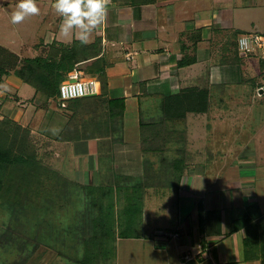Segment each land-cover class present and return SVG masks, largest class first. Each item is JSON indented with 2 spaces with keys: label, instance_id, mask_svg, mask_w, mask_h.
<instances>
[{
  "label": "crops",
  "instance_id": "crops-1",
  "mask_svg": "<svg viewBox=\"0 0 264 264\" xmlns=\"http://www.w3.org/2000/svg\"><path fill=\"white\" fill-rule=\"evenodd\" d=\"M17 2L0 0L2 33L8 27H20V23H11V13L16 10L11 5L16 6ZM52 2L37 0V5H46L45 16H29L25 21L32 24L31 27L36 24L43 26L31 40H21L17 51L8 48L14 44L7 40L2 39L0 45L22 56L30 50L47 49L55 40L64 43L74 41V34L65 36L60 31L61 17L52 9ZM106 2L104 21L92 32L89 43L98 38L102 41L108 76L106 98L122 100L125 105L122 132H108L90 139H63L74 144V148L83 145L85 154L82 156L91 157L93 161L103 153L101 145L106 142L114 147L109 149L114 160L119 156L118 147L125 146L127 154H132V157L139 154L136 158L143 159L148 156L140 148L142 142L151 140L144 133L154 120L151 112L155 97L162 101L165 96L178 94L184 89L207 90L212 114L216 110L212 99L227 94L230 79L237 77V81H241L242 70L251 67L253 58L245 60L247 54L239 50L238 38L251 33L264 37V0H150L139 5ZM262 54L264 47L248 54L257 57L256 63L261 70L264 69ZM24 84L27 83L14 74L5 76L0 84V88L4 87L0 89V119L9 116L33 127L32 132L36 133L42 123L48 122L46 116H50L62 122L65 128L73 113L65 108L67 102H64V108H56L51 105L56 100L47 99L34 87L35 93L31 94L27 86H32ZM23 87L28 94H23ZM26 100L28 109L24 110L19 105ZM205 114L195 113L202 117ZM86 118L90 119V116ZM83 120L85 118H79L77 122L82 124ZM107 120L115 125L112 119ZM191 140L194 142L196 138ZM137 147L140 148L135 154ZM188 155L191 156L190 148ZM196 157L199 161L203 158L197 154ZM189 161L177 187L169 185L176 187L175 194L172 193L175 227H169L167 231L158 229L154 234L147 227L141 233L124 236L128 239V264H262L260 245H255L247 256V231L241 220L252 206H256L264 216V161L263 164L242 162L239 171H220L212 178L202 174L205 171L203 164L198 162V167H195ZM96 163L93 164L94 171L98 167ZM216 163L212 162V165ZM122 170L128 174V170ZM93 174L94 183L101 181L96 173ZM149 198L145 203L150 201ZM160 214L145 213V216L146 219L151 215L153 218L156 216L154 220L163 219L164 211ZM255 221L259 222V218Z\"/></svg>",
  "mask_w": 264,
  "mask_h": 264
},
{
  "label": "rangeland",
  "instance_id": "rangeland-1",
  "mask_svg": "<svg viewBox=\"0 0 264 264\" xmlns=\"http://www.w3.org/2000/svg\"><path fill=\"white\" fill-rule=\"evenodd\" d=\"M37 6L40 12L35 16H45L46 5ZM11 7L16 8L13 5ZM28 20L29 17L22 21L19 28L4 29L5 34L0 31V41L12 42L15 46L8 48L17 51L21 40H31L32 35L43 29L38 24L36 28L31 27L32 24L25 22ZM34 51L24 52L20 58L43 54L46 48ZM244 58H253L251 67L242 70L241 81H237V77L230 79L227 94L212 99V106L216 108L212 114L209 110L203 117L188 113L184 119H170L164 114L163 100L155 97L151 112L154 120L145 132L151 140L145 144L142 142L141 148L137 147L134 151L140 148L145 155L148 154L143 159L136 158L139 154L136 157L128 155L125 146L118 147L119 156L114 160L109 150L113 145L109 142L101 145L104 151L97 155L95 161L91 157H83L84 146L77 145L74 148V144L60 140L63 124L50 116H46L48 122L42 123L36 133L32 132L33 127L21 124L18 120L15 121L23 126L18 129L14 128L17 124L10 122L8 126L0 125L10 129L3 139L8 138L7 135L10 138L18 137L17 153L26 148L35 159L31 160L27 172L24 168L18 169L16 181L11 185L12 191L8 192L10 198L0 206V264H81L80 260L86 251L84 239L92 238L97 231H101L100 237L105 239L103 247L97 245L92 251L99 253L97 264H128V239H124L120 232L126 229L128 233H141L148 227L154 234L155 230L175 227L172 207L175 200L172 199V193L176 192L180 168L184 167V173L188 159L195 167H198V162L203 164L205 171L202 174L210 175V178L220 171H239L242 162L257 161L263 164L264 69H259L255 55ZM24 87L23 94H28ZM27 87L31 94L35 93L33 87ZM9 93L14 96L13 91ZM27 102L23 101L19 106L26 110ZM55 102L51 105L64 108V102L61 106L59 101ZM56 112L61 114L60 111ZM164 122L166 125H163ZM189 136L196 140L193 142ZM196 154L203 158L199 161ZM215 158L217 160H212ZM34 162L37 163L32 168ZM212 162H217V165H212ZM94 163L98 166L95 171ZM40 167L47 172V175H42L44 184L36 178L40 177ZM122 169L128 170V174ZM53 171L71 182L60 180V183L57 176L51 174ZM30 172L32 176L26 175ZM93 173L101 181L94 183ZM93 184L101 186L107 194L101 198L96 194H88L84 186ZM173 184L176 187L171 188L169 185ZM146 198L150 201L145 203ZM99 200L107 207L111 202L114 206V213H109L105 221L109 232L107 235L105 230H95L94 219L99 211L94 206H99ZM130 208L132 213L125 211ZM163 211V219L154 220L156 216L153 218L152 215L146 219L145 213L161 215Z\"/></svg>",
  "mask_w": 264,
  "mask_h": 264
},
{
  "label": "trees",
  "instance_id": "trees-1",
  "mask_svg": "<svg viewBox=\"0 0 264 264\" xmlns=\"http://www.w3.org/2000/svg\"><path fill=\"white\" fill-rule=\"evenodd\" d=\"M111 1L139 5L150 0ZM102 49V41L100 38L86 45H82L78 39H75L71 43L55 40L48 45L45 53L43 52V54L35 57L21 59L18 54L0 45V84L4 81L5 76L14 74L23 82L34 87L37 93L42 94L47 99L51 98L59 101V105L61 106L62 102L59 100L60 86L71 71L78 69L85 76L96 77L100 81L101 93L96 96L65 101L67 102V107L65 108H69L73 113L60 134V138L79 140L95 138L99 135L108 134V132H113V134L118 132V134H121V122L125 105L122 100L116 99L113 101L112 99L106 98L108 88V76L106 73L107 62ZM162 107L164 114L170 119H184L188 113H207L210 110L209 93L207 90L184 89L178 94L165 96ZM86 116H90V119H87ZM79 118H85L81 126L77 122ZM108 118L114 121L116 127L108 123ZM9 122L13 123V125L17 124L14 126L15 129L22 126L9 116L0 119V125L5 124L4 126H8ZM111 129L113 131H110ZM8 130H10L8 127L0 126V206L5 200L10 198L8 192L12 191L13 187L11 185L12 182L16 181L18 169L24 168L27 172L31 160L35 161L33 155H30L26 151V148H23L19 153L15 151L18 137L10 138L7 135L8 138L3 139V135H6ZM153 150L156 149L153 148ZM36 163L32 164V168H35ZM183 168H180L181 171L178 180L182 178ZM45 171L46 169L40 167V171H38L40 177H36L41 184H44L42 175H47ZM51 174H55L59 182L60 180L66 183L71 182L57 171H53ZM26 175L32 176L31 172ZM84 188L88 194H96L100 196L99 198L107 194L106 190L101 188V186L85 185ZM112 204L111 202L109 207H107L106 204L99 200V206H94L99 211L97 217L94 219L95 230L98 228L99 230H105L106 235L109 232L108 226H105V221L107 220V215L114 211ZM256 208V206L249 207L245 211L241 223L243 225L245 224L247 231L245 238L247 256H250L251 250L255 245H260L262 248L260 257L262 258V264H264V216ZM125 211L132 213L133 210L130 208ZM258 218L259 222H256L255 220ZM238 228L239 226L236 227V230ZM122 231L120 232L122 236L129 235L126 229ZM100 235L101 231H97L92 238L84 239L83 244L86 251L84 257L80 260L81 264H97V261L100 260L99 253H92L95 246H104L105 239L104 237H100Z\"/></svg>",
  "mask_w": 264,
  "mask_h": 264
},
{
  "label": "clouds",
  "instance_id": "clouds-1",
  "mask_svg": "<svg viewBox=\"0 0 264 264\" xmlns=\"http://www.w3.org/2000/svg\"><path fill=\"white\" fill-rule=\"evenodd\" d=\"M52 9L61 17L60 31L74 34L82 45L90 42L92 32L100 26L107 10L106 0H53ZM36 0H18L11 13V23L19 24L29 16L39 14Z\"/></svg>",
  "mask_w": 264,
  "mask_h": 264
},
{
  "label": "built area",
  "instance_id": "built-area-1",
  "mask_svg": "<svg viewBox=\"0 0 264 264\" xmlns=\"http://www.w3.org/2000/svg\"><path fill=\"white\" fill-rule=\"evenodd\" d=\"M264 47V37L260 34H243L238 38V48L245 54H254ZM264 59V54L262 55ZM101 93V83L96 77L85 76L74 69L60 86L59 100L65 102L72 99L96 96ZM187 258H190L187 256Z\"/></svg>",
  "mask_w": 264,
  "mask_h": 264
}]
</instances>
